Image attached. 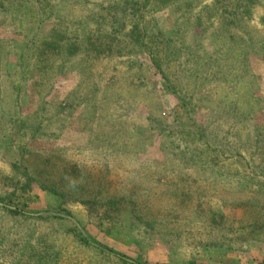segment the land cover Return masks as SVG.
Listing matches in <instances>:
<instances>
[{
    "label": "rangeland",
    "instance_id": "rangeland-1",
    "mask_svg": "<svg viewBox=\"0 0 264 264\" xmlns=\"http://www.w3.org/2000/svg\"><path fill=\"white\" fill-rule=\"evenodd\" d=\"M125 1L0 0V264H264V0H140L188 110L129 37L88 47Z\"/></svg>",
    "mask_w": 264,
    "mask_h": 264
},
{
    "label": "trees",
    "instance_id": "trees-1",
    "mask_svg": "<svg viewBox=\"0 0 264 264\" xmlns=\"http://www.w3.org/2000/svg\"><path fill=\"white\" fill-rule=\"evenodd\" d=\"M159 1V5L165 6L168 5L169 3H171L172 0H157ZM177 1H181L182 3L180 4L179 9L183 8L184 10L187 11L188 8L191 7V5H193V0L190 2H186L185 0H176ZM233 1H238V3L236 4L237 8H240L241 6L244 7V4L242 3L241 0H233ZM131 6H129L130 4ZM129 8V10H123V7ZM146 7L145 6V2H143L141 4L140 0H128L122 3V5L119 7H113L114 9H119L117 10V12L122 11V13L118 14L117 16H115V13L110 11L107 16L111 17L109 22H107L106 18H102L104 21H100L97 22V30L95 32H88L86 35V39H87V45L90 48L91 51H95V52H104L107 55H111L112 53H116V55H119L122 51V41H125L128 39V37L130 38V45H132V47L128 50V51H132L135 46L136 47H140L143 49V51L146 53V55L149 57L151 63L153 64V66L157 69V71L161 74V76L165 79L166 83H167V89L169 91H171L175 97L177 98L178 101L181 102V106H185L186 110L190 109V107H188V105H190V98L192 97V94H187V92H184V85L183 83L187 84V82H179L178 83V87L175 88L176 86L172 85L170 82V78L168 76V72H166V70H164L162 68V64L161 62L157 59V52L155 51V41L154 40H147L146 38L149 37V31L147 29V26L144 22L143 19V12H140V10ZM132 9V10H131ZM177 11H180L177 9ZM95 11L91 10L90 15H92ZM224 13L228 14V15H235V10H231L227 9V10H223ZM251 12V9L249 6H245L243 8V10H241V12H238L239 18L240 17H244L245 15H248ZM128 15H134L135 17H140V20H137L135 22L132 23L130 28H127V30H125V18ZM195 21H193V26L197 27L199 29H202L204 31L205 27L201 26V20H199V15L196 14L195 16ZM236 17V16H234ZM90 18V17H89ZM238 18V19H239ZM97 19V18H96ZM101 19V20H102ZM225 20H227L228 22L230 21L228 18V16L224 17ZM81 19L77 20L78 24H81L82 22L80 21ZM104 22L103 25H101L100 23ZM107 24L111 27L110 30H104V27H107ZM116 25V26H115ZM235 27V26H234ZM102 30V31H101ZM124 31H127V33H130L129 35H124L122 33H124ZM176 30H170L169 32L166 33H159L161 37V42H164V44L166 43V41H168L169 36H171L173 33H175ZM109 34V35H106ZM228 34V38H225V40H227V42H229L230 44H233L234 47L238 48L239 50H242L243 53L247 54V52L245 51V48H250V44H245V42H243V40H241L238 36L237 39H233L232 36L227 32ZM52 35H50V37L41 43L42 49L45 51V53L50 52V51H55L58 49H67V55L70 54H74L77 51L78 46H73L72 43H67V45H65L63 47L62 44H60L61 42H58L57 40H53L52 39ZM118 35H121V37H119ZM128 44V43H126ZM77 45V44H76ZM165 49L167 48L166 45ZM75 47V48H74ZM187 50L191 49V46H188V48H186ZM191 51V50H190ZM43 52V51H42ZM246 59L243 56V60ZM247 60V59H246ZM246 62V61H245ZM43 63L45 65H47V60H43ZM139 66H143V62H139L138 63ZM144 67V66H143ZM208 67V66H207ZM183 154H189V152L187 151H182ZM197 155V154H196ZM55 192V190H54ZM109 253L113 254V252L111 250H109ZM114 255H116L119 259H121L123 262L127 263L130 262L132 263L129 258H127L125 255H119L117 253H114Z\"/></svg>",
    "mask_w": 264,
    "mask_h": 264
}]
</instances>
